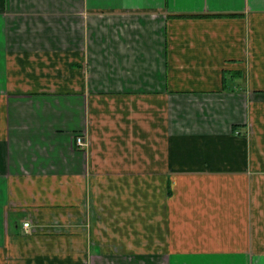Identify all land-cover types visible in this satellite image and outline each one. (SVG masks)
Instances as JSON below:
<instances>
[{
    "label": "crops",
    "instance_id": "1",
    "mask_svg": "<svg viewBox=\"0 0 264 264\" xmlns=\"http://www.w3.org/2000/svg\"><path fill=\"white\" fill-rule=\"evenodd\" d=\"M0 264H264V0H0Z\"/></svg>",
    "mask_w": 264,
    "mask_h": 264
},
{
    "label": "built area",
    "instance_id": "2",
    "mask_svg": "<svg viewBox=\"0 0 264 264\" xmlns=\"http://www.w3.org/2000/svg\"><path fill=\"white\" fill-rule=\"evenodd\" d=\"M77 144H78L79 146H84V145H85V141H84L83 137H78V138H77ZM24 226H25L26 228H29L30 223H25Z\"/></svg>",
    "mask_w": 264,
    "mask_h": 264
},
{
    "label": "trees",
    "instance_id": "3",
    "mask_svg": "<svg viewBox=\"0 0 264 264\" xmlns=\"http://www.w3.org/2000/svg\"><path fill=\"white\" fill-rule=\"evenodd\" d=\"M226 90H227V87H226Z\"/></svg>",
    "mask_w": 264,
    "mask_h": 264
}]
</instances>
